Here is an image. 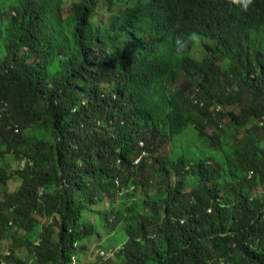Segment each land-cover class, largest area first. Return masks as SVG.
I'll use <instances>...</instances> for the list:
<instances>
[{"label": "trees", "instance_id": "1", "mask_svg": "<svg viewBox=\"0 0 264 264\" xmlns=\"http://www.w3.org/2000/svg\"><path fill=\"white\" fill-rule=\"evenodd\" d=\"M0 107V264H264V0H0Z\"/></svg>", "mask_w": 264, "mask_h": 264}, {"label": "rangeland", "instance_id": "2", "mask_svg": "<svg viewBox=\"0 0 264 264\" xmlns=\"http://www.w3.org/2000/svg\"><path fill=\"white\" fill-rule=\"evenodd\" d=\"M63 14L64 16H66L68 14V10H69V3L66 2L65 8L63 9ZM32 60V59H31ZM230 109L233 108L234 110H238L239 106H231L229 107ZM251 125V124H250ZM43 129L39 130V132H41ZM209 131H211V128H208ZM245 131H242L240 133V135L244 134ZM161 153H166V151L171 150V144L167 145L164 144L162 146V149H159ZM158 153V151H156L155 153H153V156H156ZM147 160L149 164H154L155 166H157V162L155 160H153V158L150 157L149 153L147 154ZM175 176L172 177V180L175 181ZM20 184V182L18 181H14V180H9L8 181V185L7 188L8 190L12 191L14 190L18 185ZM157 186V185H156ZM156 187H153L150 189L151 193H155ZM255 191L259 194H262L264 189L260 186L258 188L255 189ZM136 194L138 195V197L142 196L140 189L137 190ZM2 198V188L0 187V199ZM94 209L100 210V212L104 213L106 212V207H108V200H106L104 202V204L102 205H97V206H93ZM97 217V216H96ZM95 215H92L91 218L94 219L96 218ZM40 220H43V218H39ZM106 229H108L107 227H102L100 228V236H98V238L93 237L91 238V240H93L92 242H89L86 245V248L83 252V256L79 259L76 260V262H73L72 264H116L118 262V259L116 258V253H108L105 252L103 253V250H105V248L103 247H110L113 246L115 243L117 244V247L121 246L123 244V242L125 241V236L124 238H120L119 240H115L118 242H114L113 245H110L111 242L114 241L111 240V236H112V232H108ZM96 238V239H95ZM114 238V236H113ZM116 239V238H115ZM109 240V241H108Z\"/></svg>", "mask_w": 264, "mask_h": 264}, {"label": "clouds", "instance_id": "3", "mask_svg": "<svg viewBox=\"0 0 264 264\" xmlns=\"http://www.w3.org/2000/svg\"><path fill=\"white\" fill-rule=\"evenodd\" d=\"M233 3L242 5L244 10H247L249 5L252 4L253 0H232ZM194 35V34H193Z\"/></svg>", "mask_w": 264, "mask_h": 264}, {"label": "built area", "instance_id": "4", "mask_svg": "<svg viewBox=\"0 0 264 264\" xmlns=\"http://www.w3.org/2000/svg\"><path fill=\"white\" fill-rule=\"evenodd\" d=\"M0 109H1V107H0ZM15 131H18V129H15ZM142 143V142H141ZM110 253H114V252H110Z\"/></svg>", "mask_w": 264, "mask_h": 264}]
</instances>
